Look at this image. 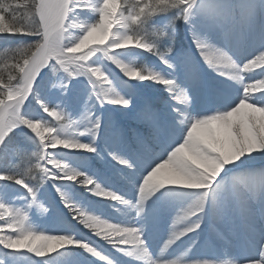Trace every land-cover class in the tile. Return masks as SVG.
<instances>
[{
  "label": "snow or ice",
  "instance_id": "6c2138e0",
  "mask_svg": "<svg viewBox=\"0 0 264 264\" xmlns=\"http://www.w3.org/2000/svg\"><path fill=\"white\" fill-rule=\"evenodd\" d=\"M261 10L0 0V264H241L193 253L234 223L228 173L264 166V47L242 54Z\"/></svg>",
  "mask_w": 264,
  "mask_h": 264
},
{
  "label": "bare ground",
  "instance_id": "6f19581e",
  "mask_svg": "<svg viewBox=\"0 0 264 264\" xmlns=\"http://www.w3.org/2000/svg\"><path fill=\"white\" fill-rule=\"evenodd\" d=\"M256 1L257 10L259 5L264 4V0ZM230 3L234 8L235 14L241 19L250 16V12L253 11L254 2L251 0H249V2L248 0H230ZM208 6L211 10V3H209ZM258 18L259 21L256 31L249 34L247 37V40L250 41V43H245L243 45V55H251L264 47V36L261 35L260 31V25L264 24V10L259 12ZM237 51L240 52V49L238 48ZM46 98H52L56 103H60L58 93L56 95H53V93L47 94ZM253 155L257 154L254 153ZM237 163L239 164V162ZM251 163L253 162L246 161V168L242 167L240 169L241 172L238 173L236 170L239 169H234L232 172L228 173L227 177H225V181L233 185L235 191L242 194L239 207L235 212L234 223L226 232V239L215 240L212 247H206L205 241L201 239L194 250V255H204L216 258L234 257L240 260L241 264H243L244 260L258 254L260 245L264 243V166L256 164L255 167L248 168L247 165ZM235 177L243 178L244 183L236 181L234 179ZM100 178L108 182V178L103 174ZM243 193H247L248 197L245 198ZM38 223L41 226H44V221H38ZM184 246L185 245H181L180 248L182 249ZM179 250L180 249H177V251ZM27 256L28 254L25 253L20 264H31V261ZM113 256L120 262V264H129V261L118 253ZM0 259H3V257H0ZM5 264H7V260H5Z\"/></svg>",
  "mask_w": 264,
  "mask_h": 264
},
{
  "label": "rangeland",
  "instance_id": "374dc122",
  "mask_svg": "<svg viewBox=\"0 0 264 264\" xmlns=\"http://www.w3.org/2000/svg\"><path fill=\"white\" fill-rule=\"evenodd\" d=\"M252 2H254V0H251ZM249 2V0H248ZM256 4L257 1L255 0L254 4H253V11L250 12V14L252 15L253 12L256 11ZM259 21V18H258ZM182 21H177V35H178V39L184 40L185 43H188L190 41V38L186 37V33H184L183 29H182ZM15 43V39L12 38H7V37H0V49H3L4 47L9 46L10 44ZM53 92H55V90H53ZM48 94H52V93H48ZM7 182H3L0 181V186H3L4 184H6ZM18 187V186H17Z\"/></svg>",
  "mask_w": 264,
  "mask_h": 264
},
{
  "label": "clouds",
  "instance_id": "9594fccd",
  "mask_svg": "<svg viewBox=\"0 0 264 264\" xmlns=\"http://www.w3.org/2000/svg\"><path fill=\"white\" fill-rule=\"evenodd\" d=\"M33 243H40V241H38V240L37 241H33Z\"/></svg>",
  "mask_w": 264,
  "mask_h": 264
}]
</instances>
